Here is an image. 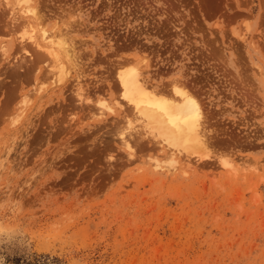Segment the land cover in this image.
I'll list each match as a JSON object with an SVG mask.
<instances>
[{
	"label": "rangeland",
	"instance_id": "rangeland-1",
	"mask_svg": "<svg viewBox=\"0 0 264 264\" xmlns=\"http://www.w3.org/2000/svg\"><path fill=\"white\" fill-rule=\"evenodd\" d=\"M8 2L0 264H264V0H33L77 52L58 83L43 51H24ZM141 59L154 85L177 79L200 100L205 150L144 136L117 80Z\"/></svg>",
	"mask_w": 264,
	"mask_h": 264
},
{
	"label": "bare ground",
	"instance_id": "bare-ground-1",
	"mask_svg": "<svg viewBox=\"0 0 264 264\" xmlns=\"http://www.w3.org/2000/svg\"><path fill=\"white\" fill-rule=\"evenodd\" d=\"M6 1H9L7 4L8 6L11 5V9L13 10L15 26L17 24L20 28V40L23 44L25 43L24 51L29 53L27 50L28 45L34 46L39 51L41 50V53L43 51L52 61V76L55 77V82H61L63 78L70 74L72 68L74 70L77 66V52L75 48L71 46V43H67L64 34L50 33L44 28L45 26L43 27L44 24H41L42 16L38 13L37 3L35 4L33 0ZM145 62V59L134 61L117 73V80L122 91V99L132 108V110H129L133 111L137 119L141 122L144 136H149L151 139L159 141L175 151H187L188 148L199 151L205 150L209 145V138L208 132L205 129L206 115L200 100L196 98L195 93L190 88L178 82L179 80L177 81V79H172L170 84H168L170 86L169 88H161L156 84L154 85L144 75L145 71L143 72V67ZM69 68L71 69L69 70ZM77 89L78 91L82 90L80 82L77 83ZM99 105L102 108L101 112L103 110L111 111V108L103 102H100ZM126 108L128 107L126 106ZM20 114L19 116L21 117ZM103 114L105 113L102 112L101 115ZM124 122H127V124H123L122 127H125V130H123L127 131L128 134L125 135L122 127L119 128L121 129L120 133L123 132L120 135L121 141L125 148L133 150L134 145L131 143L133 138L132 134L129 133V131H132L133 123L130 119ZM173 153H167L166 159L168 157L169 164L173 168H176L178 161L175 159ZM185 161H188L187 163L190 164L189 159ZM221 164L223 167L229 165L225 161Z\"/></svg>",
	"mask_w": 264,
	"mask_h": 264
},
{
	"label": "trees",
	"instance_id": "trees-1",
	"mask_svg": "<svg viewBox=\"0 0 264 264\" xmlns=\"http://www.w3.org/2000/svg\"><path fill=\"white\" fill-rule=\"evenodd\" d=\"M40 258L44 257H35L34 259H30L22 254H16L10 258L8 257L7 260L13 264H40Z\"/></svg>",
	"mask_w": 264,
	"mask_h": 264
}]
</instances>
